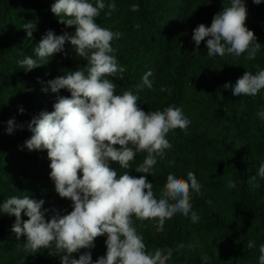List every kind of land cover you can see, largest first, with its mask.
<instances>
[{"label":"trees","instance_id":"obj_1","mask_svg":"<svg viewBox=\"0 0 264 264\" xmlns=\"http://www.w3.org/2000/svg\"><path fill=\"white\" fill-rule=\"evenodd\" d=\"M54 2L0 0V205L14 195L44 200L41 210L46 220L70 212L72 202L55 191L47 150L30 151L25 146L32 136L27 124L41 111H53L58 95L70 98L66 89L43 91L47 82L87 63L66 42L64 51L43 66L31 71L18 67L17 61L24 56L36 58L34 48L47 30L56 35L74 33L75 26L61 24L51 12ZM90 2L95 4V0ZM113 2L115 11L109 16L105 8L96 22L122 33L111 45L126 71L123 79L106 77L117 85L116 94L132 90L139 95L138 106L145 112L180 107L191 123L187 130L177 128L167 134L172 147L163 159L157 157L152 175L135 171L147 155L144 152L136 154L130 169L115 162L110 166L118 175L125 171L135 177L147 175L157 198L169 173L186 180L187 173L193 172L201 185L198 193H190L198 222L176 214L157 232L156 221L133 217L137 233L143 236L148 251L172 248L168 264H259V246L264 244V178L248 181L264 163V120L257 115L264 110V90L255 96L237 97L223 86L234 85L245 71L255 74L257 65L264 68V0L259 5L245 0L246 27L261 44L251 61L246 59L247 53L209 57L206 40L198 49L192 40L193 29L201 23L210 26L213 16L230 6V0H105L106 4ZM133 4L139 5L138 11H131ZM28 21L36 23L31 39L22 28ZM148 71L152 72L153 87L137 93L134 86ZM161 87L170 91L161 92ZM10 119L24 127L9 134ZM230 180L235 188L227 186ZM27 219L22 214V220ZM14 223V216L0 212V264H62L64 253L49 255L41 249L26 254L17 245L27 238L22 235L17 240L11 231ZM106 238L97 237L93 248L81 249L72 258L90 252L95 261L106 253ZM249 241L255 247L249 249ZM180 244L185 247L177 250Z\"/></svg>","mask_w":264,"mask_h":264},{"label":"clouds","instance_id":"obj_2","mask_svg":"<svg viewBox=\"0 0 264 264\" xmlns=\"http://www.w3.org/2000/svg\"><path fill=\"white\" fill-rule=\"evenodd\" d=\"M261 2L253 0L256 5ZM105 8L110 16L116 4H106L105 0H95V4L90 0H55L51 12L61 24L75 26L74 33L56 35L47 30L34 48L36 58L24 56L17 61L20 69L31 71L46 64L54 54L63 52L65 43L70 42L76 56L87 62L83 68L47 82L43 91L59 93L66 89L70 98L58 95L53 111H41L34 116L27 124L32 136L25 142L30 151L47 150L55 191L61 198L71 200L72 210L46 220L41 210L44 200L14 195L0 205V212L15 217L11 231L17 240L26 236V241L17 245L26 254H35L41 249L49 255L64 253L62 264H168L173 249L148 251L143 236L134 227L133 217L156 221L157 232H162L165 221L176 214L190 216L192 223L198 222L190 195L192 190L198 193L201 188L195 174L188 172L185 180L169 173L157 198L147 175L135 177L128 171L118 175L110 165L115 162L122 169H130L136 154L144 152L147 155L135 171L152 175L157 157L163 159L166 150L172 147L167 134L177 128L187 130L191 121L180 107L173 105L163 111L145 112L138 106L139 95L132 90L116 94L117 85L106 77L123 79L126 71L113 55L115 50L111 45L122 33L96 22ZM138 10V4L131 5V11ZM246 18L245 0H230V6L213 16L210 26L201 23L193 29L192 40L197 49L206 40L209 57H240L247 53L246 59L254 60L261 44L246 27ZM22 28L31 39L36 23L28 21ZM256 68L255 74L245 71L234 85L229 82L223 87L231 88L232 95L237 97L257 95L264 90V68L258 65ZM117 73L121 75L117 77ZM151 76V71L146 72L141 83L134 86L137 93L144 87H153ZM160 91L170 89L161 87ZM20 111L23 113L24 109ZM257 115L264 120V110ZM7 124L9 134L16 127H24L14 119ZM257 176L264 178V163L248 182L254 183ZM227 186L235 188L236 184L230 180ZM22 214L28 219L22 220ZM104 235L107 237L105 255L95 261L90 252L78 259L72 258L81 249L93 248L95 239ZM247 246L251 249L255 243L249 241ZM184 247L180 244L177 250ZM259 253V264H264V244L259 246ZM201 259L206 261L207 257Z\"/></svg>","mask_w":264,"mask_h":264}]
</instances>
